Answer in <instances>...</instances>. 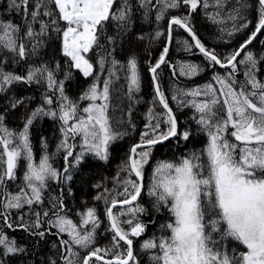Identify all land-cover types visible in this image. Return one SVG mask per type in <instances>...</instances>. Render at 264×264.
<instances>
[{
  "label": "snow or ice",
  "instance_id": "obj_1",
  "mask_svg": "<svg viewBox=\"0 0 264 264\" xmlns=\"http://www.w3.org/2000/svg\"><path fill=\"white\" fill-rule=\"evenodd\" d=\"M228 2L215 0L212 6L216 11L209 15L213 23H223L219 17ZM209 6V0H8L7 8L20 14L22 20L17 24L0 19V93L16 83L36 84L45 91L42 104L26 118L22 131H10L4 124V116L0 115V188H4L8 181L16 180L20 161H26L24 186L17 194L4 192V199L0 202V208L4 209L0 217L7 228H13L9 222V210H20L25 206L31 210L34 204H42L47 182L60 179V172L52 166L46 151L38 163L33 162L29 140V126L33 120L39 115H50L62 122L64 138L57 145V151L65 152L66 162L76 147L69 143V138L75 140L78 136L81 138V152L74 158L76 164L85 154L107 161L109 147L120 135L113 130L109 115L117 71L123 68L126 72L129 101L141 88L136 57L128 58L122 65L112 56L117 43L131 32L137 19L135 13L139 12L144 22L151 23L153 12L154 21L159 22L165 20L170 9L184 7L195 12L198 7L207 10ZM248 7L247 0H236L226 18L234 22L244 20L243 12ZM256 11L254 31L223 59L201 42L190 15H172L168 20L166 45L148 69L154 82L155 98L166 110L164 119H157L149 110V121L157 122L146 124L147 130L141 134L140 143L131 147L128 160L121 167V172L126 175L120 182L123 190L113 196L105 189L104 193L94 197L106 204L108 231L112 233L110 248L92 247L96 230L101 225L95 207H88L80 214L79 223L83 228H78L77 223L58 211L52 212L54 219L49 218L48 210L34 212L36 219L32 224L21 223L17 227L39 239L46 234L41 230L44 224H48L49 229H57L56 235L66 233L70 239L60 240V247L67 253L61 254L63 264H94L93 258L103 264H141L139 253L134 251V238L141 237L148 228V224L139 219L140 215L148 213V209L137 201L145 191V166L151 158L152 147L171 137L182 135L185 141L190 137L188 131L178 132L177 117L161 90L157 74L163 65L169 64L168 45L173 41V26H176L194 41H177L184 51L198 49L211 64L229 68L230 72L227 76H213L212 79L220 85L219 89L207 83L202 88L191 90L178 88L177 94L171 97L174 101L178 96L205 97L202 102L181 99L178 103L181 107L190 106L198 113L193 119L206 133L207 144L203 150L155 165L147 195L152 198V209L157 213L166 212L167 219L159 224V235L153 234L140 243V251L148 254L149 264H264V81L256 75L257 58L251 51H246L264 30V0H257ZM247 27V22L239 26L234 23L229 35ZM110 28L113 29L111 32ZM161 36H165V32L157 30L148 38L159 39ZM52 39L60 41L59 53L63 63L61 60L40 59L42 49ZM137 39L144 40L145 35L140 34ZM89 53H94L96 59L93 60ZM242 53L243 58L238 60ZM21 63L27 65L23 73L6 70V64ZM107 64L111 67L106 68ZM238 65L245 67L246 79L242 83L234 78ZM73 69L85 78H92L88 89L76 100L65 91V81L72 79ZM105 71L107 79L102 78ZM200 71L198 65L191 63L179 68V74L187 77L198 75ZM58 74H62L63 79H59ZM57 93L58 108L46 110L44 105H53V97ZM80 101H87L86 106L81 108ZM23 103V99H13L10 107L15 109ZM161 123L167 124L166 132L160 131ZM44 148L47 149L46 143ZM64 171L67 173L68 168L65 167ZM27 190H30V195ZM117 196L122 199H117ZM63 207L59 199L53 204V208ZM41 216L46 219L41 220ZM20 219L23 221V216ZM231 242H236L237 246L230 247ZM241 246L243 250H240ZM0 247L4 256L26 251L2 230ZM76 248L91 250L81 256ZM109 254L113 258L105 259ZM0 264L4 262L0 260ZM51 264H56V261L52 260Z\"/></svg>",
  "mask_w": 264,
  "mask_h": 264
},
{
  "label": "trees",
  "instance_id": "obj_2",
  "mask_svg": "<svg viewBox=\"0 0 264 264\" xmlns=\"http://www.w3.org/2000/svg\"><path fill=\"white\" fill-rule=\"evenodd\" d=\"M155 2V0H154ZM236 0H229L225 5V9L219 19H223V23L216 24L209 19V15L214 14L216 9L212 6L215 0H209V8L205 10L203 7H198L195 12H190L188 8L170 9L165 20L155 22L154 12L151 16L153 22H144L140 18V13H135L137 19L133 25L131 32L128 33L122 40L115 46V51L112 52V56L115 57L123 65L127 59L135 56L138 61V70L141 75V88L140 91L134 94L133 100L129 101L127 98V81L126 72L123 68L117 71V77L113 81L112 90V106L109 110L111 117V124L113 130L120 134L119 138L115 140L109 147V159L102 161L96 158L92 154H85L79 164L75 163V156L81 152V138L78 136L75 140L69 138L70 144H75L76 147L72 149L73 156L68 158L66 162L64 159L65 152L63 150L57 151V145L60 144L64 138L61 132V121L58 118H53L50 115H39L34 120L32 125L29 126V140L33 149V162L38 163L40 157L45 151L50 155V163L52 166L60 172L59 180H49L47 187L43 190L42 204H34L30 210L28 206L23 209L9 210V222L13 224V228H7L4 220L0 217V230L4 232L9 238L15 239L19 246L26 249L23 253L9 254L7 256L2 255L3 248L0 247V260L4 264H51L52 260L56 261V264H63L61 254L67 253L60 247V240H69L65 234L56 235L57 230L55 228L49 229L48 224H44L41 230H45L46 234L43 239H39L35 236L29 235L23 228L17 227L21 223L32 224L36 217L34 212L49 211V218L52 217V212L58 211L61 215H65L68 219H71L74 223H77L78 228L84 226L79 223L81 213L86 212L88 207H95L97 209V216L101 221L100 227L96 230V239L92 247H99L101 249L110 248L112 242V233L108 231V218L105 214L106 204L103 200H95L94 197L105 192L108 189L111 195L116 196L118 191H122V184L120 183L126 178L124 172H121V167L125 161L128 160L129 152L134 144L140 143L141 134L146 131L145 125L149 122L155 124L157 121H149L148 113L152 110L153 114L159 120L164 119V111L160 107L157 99L155 98L154 88L152 80L149 74L150 64H154L162 52L163 47L166 44V30L168 27V20L172 15L176 16H189L192 26L201 40V42L209 50L214 51L218 57L223 59L229 53L236 50L238 46L251 35L254 31L255 23L257 21V0H247L249 7L243 12L244 20L231 21L228 20L227 13L231 11V6L235 4ZM8 0H0V19L13 21L17 24L21 23L22 17L20 14L14 13L7 8ZM206 12L208 15H206ZM248 23V27L241 31H232L235 23L239 26L242 23ZM173 41L169 47V53L167 60L168 65H163L158 70L159 84L161 90L165 93L168 99L169 107L172 108L173 113L177 117L178 132L184 131L190 132V137L187 141L180 137H175L161 145L152 147V154L149 163L145 166V191L142 193V197L137 201L143 207L148 209L147 214L140 215L139 219L148 224L146 232L139 238H134V251L139 253V259L141 264H149L148 254L140 251V243L151 237L153 234L159 235V224L164 223L167 219V213H157L151 207V199L147 195V188L151 184L152 173L155 165L160 161H174L178 160L182 156H186L191 152L203 150L207 144V135L201 130V126L193 119V116H198L195 109L188 107H181L178 103L181 99L192 100L193 97L178 96V100L174 101L171 97L177 94V89L191 90L196 87H203L207 83H212L217 89L220 85L216 83L212 78L215 75L227 76L230 69L221 70L216 65L211 64L197 49L193 48L191 52L184 51L181 43L177 41L189 40L191 38L183 30L176 26L173 27ZM223 29V30H222ZM113 29L110 28V32ZM165 32V36H161L159 39L149 40V36H154L155 31ZM140 34L145 35L144 40L137 39ZM264 30L257 36L254 42L247 48L246 51H251L257 58V78L264 81ZM103 42V41H102ZM60 41L52 39L46 43V46L42 49V55L40 59L44 60H61L63 63V57L59 53ZM111 48V46H108ZM99 50H97L98 52ZM93 60L96 59L94 53L88 54ZM242 53L239 59L243 58ZM37 59V58H33ZM111 59V57L109 58ZM31 61H29L30 63ZM38 62V61H37ZM185 63L196 64L200 67L201 71L198 75L187 77L179 74V68ZM173 66H175L173 68ZM6 70H12L17 73H23L27 67L26 64L20 65H5ZM111 67L110 64L106 65V68ZM73 77L71 80L65 81L66 94L73 100L79 98V96L88 89L91 83V77H83L78 70L73 69ZM175 71V75L173 72ZM245 67L244 65H238L237 71L234 74V78L238 82H244ZM59 79H63L62 74H58ZM103 79L108 78L107 71L103 73ZM45 88L32 84L27 85L23 83H16L8 87L6 92L0 93V115L4 116V124L10 131L18 133L23 130L26 118L30 113L42 104V94ZM51 95V93H49ZM28 97H33L29 100ZM13 99H23L24 103L12 109L10 102ZM58 93L53 97L54 103L51 106L44 105L45 109L52 108L56 110ZM221 99H223L221 97ZM87 101H80L81 108L86 106ZM129 105H131V114L129 115ZM167 124L161 123L160 131H167ZM2 135V134H0ZM47 144V149L44 148V144ZM0 151H2V145H0ZM140 151V150H138ZM54 154V155H53ZM65 167L68 168V172L64 171ZM26 170V161L21 160L17 168V178L15 181H8L4 188H0V202L4 199V192L8 194H17L19 188L24 186L23 174ZM71 176V179H67V176ZM99 185V187H97ZM30 195V190H27ZM107 194V193H106ZM117 199L122 197L117 196ZM62 200L63 209L53 208V204L56 200ZM116 211V210H114ZM4 209L0 208V213H3ZM23 216V221L20 217ZM41 216V220H44ZM123 219V218H122ZM156 221L152 224L149 221ZM90 227V226H88ZM127 228V225H124ZM38 241V242H37ZM123 250V243L121 242ZM55 245V247H54ZM236 242H231L230 247H236ZM81 256L91 249H79ZM242 246H241V249ZM104 255V253H101ZM107 259H112V255L105 256ZM94 264H100L94 261Z\"/></svg>",
  "mask_w": 264,
  "mask_h": 264
},
{
  "label": "water",
  "instance_id": "obj_3",
  "mask_svg": "<svg viewBox=\"0 0 264 264\" xmlns=\"http://www.w3.org/2000/svg\"><path fill=\"white\" fill-rule=\"evenodd\" d=\"M174 27V26H173ZM187 33V32H186ZM188 34V33H187ZM259 35V34H258ZM190 37V36H189ZM191 38V37H190ZM254 42V41H253ZM252 42V43H253ZM192 43H194V41H192ZM166 45V44H165ZM169 47H170V45H168ZM250 46V45H249ZM248 46V47H249ZM198 50V49H197ZM199 52V51H198ZM238 60H239V57H238ZM219 69H223V70H227V69H229V68H221L219 65H216ZM149 74H150V77H151V80H152V74L149 72ZM152 85H153V88H154V82H153V80H152ZM154 93H155V90H154ZM157 99V98H156ZM157 101H158V99H157ZM158 103H159V101H158ZM160 107L163 109V106L162 105H160ZM163 111L165 112L166 110L165 109H163ZM175 137H171V138H169L168 140H166V141H163V142H161V143H159V144H157V145H155V146H158V145H161V144H163V143H165V142H167V141H169V140H172V139H174ZM137 144H139V143H137ZM135 145V144H134ZM154 146V147H155ZM138 150H140V149H138ZM119 207V206H118ZM109 222V221H108ZM105 259H107V258H105ZM111 259V258H110ZM93 261H96L95 260V258H93ZM96 262H98V263H100V264H103V262L102 261H96Z\"/></svg>",
  "mask_w": 264,
  "mask_h": 264
},
{
  "label": "rangeland",
  "instance_id": "obj_4",
  "mask_svg": "<svg viewBox=\"0 0 264 264\" xmlns=\"http://www.w3.org/2000/svg\"><path fill=\"white\" fill-rule=\"evenodd\" d=\"M81 74V73H80ZM82 75V74H81ZM193 99H195L197 102H202L204 99H205V97L204 96H200V97H195V98H193ZM57 230V229H56ZM62 234H65L67 237H68V235L66 234V233H62ZM69 238V237H68ZM70 239V238H69Z\"/></svg>",
  "mask_w": 264,
  "mask_h": 264
}]
</instances>
